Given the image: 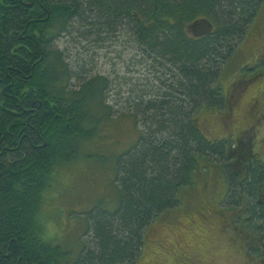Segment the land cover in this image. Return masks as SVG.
I'll use <instances>...</instances> for the list:
<instances>
[{"label": "trees", "instance_id": "obj_1", "mask_svg": "<svg viewBox=\"0 0 264 264\" xmlns=\"http://www.w3.org/2000/svg\"><path fill=\"white\" fill-rule=\"evenodd\" d=\"M263 7L264 0H0V264H137L148 227L181 206L205 158L223 162L219 216L264 264V160L250 137L210 139L195 116L230 110L222 67L260 27ZM206 22L208 33L194 35ZM122 31L163 81L132 102L142 128L118 158L119 205L88 213L90 246L70 262L71 251L47 236L41 210L59 170L111 120L112 80L77 73L55 43L72 35L106 42Z\"/></svg>", "mask_w": 264, "mask_h": 264}, {"label": "rangeland", "instance_id": "obj_2", "mask_svg": "<svg viewBox=\"0 0 264 264\" xmlns=\"http://www.w3.org/2000/svg\"><path fill=\"white\" fill-rule=\"evenodd\" d=\"M262 16L264 7L258 19L261 29L251 27L234 55L223 64L220 83L232 98L230 110H198L195 116L210 139L250 137L255 154L264 160V69L250 81L245 78L246 82H239L242 75L253 76L264 62ZM118 35L120 38L106 42L64 36L55 43L77 73L88 71V77L101 75L112 80L106 98L114 110L111 120L89 145L83 146L79 159L59 170L41 210L47 219V236L71 251L70 262L84 243L90 246L88 213L95 207L116 209L119 205L118 158L132 148L142 128L135 125L132 102L163 81L150 72L154 61L142 49L138 51L129 34L122 31ZM82 65L85 70L80 69ZM72 83L78 84L77 79ZM254 96L257 100L252 99ZM200 161L204 174L198 172L193 187L182 191L178 209L162 213L150 224L137 264H259L241 247L230 228L232 221L219 216L226 181L223 162L218 158Z\"/></svg>", "mask_w": 264, "mask_h": 264}, {"label": "flooded vegetation", "instance_id": "obj_3", "mask_svg": "<svg viewBox=\"0 0 264 264\" xmlns=\"http://www.w3.org/2000/svg\"><path fill=\"white\" fill-rule=\"evenodd\" d=\"M260 18H261V16H260ZM262 18H264L263 16H262ZM261 20V19H260ZM257 30H259V29H257ZM193 33H194V35H196V36H202V35H205V34H207L208 33V28H207V26L204 24V23H202V24H199V25H197V26H194V28H193ZM264 56V55H263ZM261 57V56H260ZM262 58L263 57H261L260 59H259V62H260V60L262 61ZM242 78L240 79V82H242V83H244V82H246L245 81V78L246 79H248L249 81H250V78H251V76H247V75H245V76H241ZM247 80V81H248ZM236 88V87H235ZM252 99H256V96H254ZM257 100V99H256ZM255 103V102H254Z\"/></svg>", "mask_w": 264, "mask_h": 264}, {"label": "water", "instance_id": "obj_4", "mask_svg": "<svg viewBox=\"0 0 264 264\" xmlns=\"http://www.w3.org/2000/svg\"><path fill=\"white\" fill-rule=\"evenodd\" d=\"M206 26L209 28V29H211L212 28V25L209 23V22H206Z\"/></svg>", "mask_w": 264, "mask_h": 264}]
</instances>
